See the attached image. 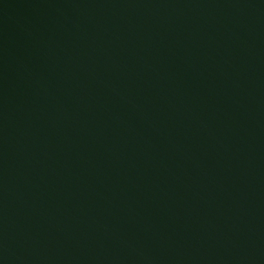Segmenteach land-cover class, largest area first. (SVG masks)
<instances>
[{
    "label": "water",
    "instance_id": "water-1",
    "mask_svg": "<svg viewBox=\"0 0 264 264\" xmlns=\"http://www.w3.org/2000/svg\"><path fill=\"white\" fill-rule=\"evenodd\" d=\"M0 264H264V0H0Z\"/></svg>",
    "mask_w": 264,
    "mask_h": 264
}]
</instances>
